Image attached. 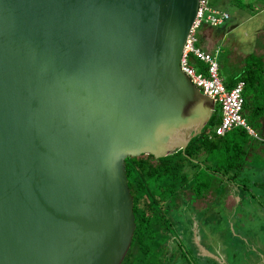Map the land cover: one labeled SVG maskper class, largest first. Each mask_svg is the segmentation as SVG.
<instances>
[{
  "label": "water",
  "instance_id": "obj_1",
  "mask_svg": "<svg viewBox=\"0 0 264 264\" xmlns=\"http://www.w3.org/2000/svg\"><path fill=\"white\" fill-rule=\"evenodd\" d=\"M197 5L0 0V264L128 263L125 159H176L215 112L180 68Z\"/></svg>",
  "mask_w": 264,
  "mask_h": 264
},
{
  "label": "trees",
  "instance_id": "obj_2",
  "mask_svg": "<svg viewBox=\"0 0 264 264\" xmlns=\"http://www.w3.org/2000/svg\"><path fill=\"white\" fill-rule=\"evenodd\" d=\"M189 62L197 72L206 74L207 65L204 62L195 57H190ZM263 75L262 57L250 53L244 58L242 70L229 81H224L227 88L239 81L244 82L243 108L248 109L250 115L252 110L264 115V110L260 111V106L256 105ZM251 103L254 107L250 106ZM219 112L216 107L207 127L176 159L165 162L152 155L125 159L135 222L127 264H171L173 254L167 244L171 236L176 238L178 246L181 245V236L188 238L191 245L186 249L192 254L197 253L190 226L187 231H177L179 218L174 213H184L185 203L193 206L192 201L204 199L224 179L234 180L244 167L250 144L255 139L241 127L216 135L214 130L220 121ZM166 156L169 157V154ZM190 224L192 221H189Z\"/></svg>",
  "mask_w": 264,
  "mask_h": 264
},
{
  "label": "crops",
  "instance_id": "obj_3",
  "mask_svg": "<svg viewBox=\"0 0 264 264\" xmlns=\"http://www.w3.org/2000/svg\"><path fill=\"white\" fill-rule=\"evenodd\" d=\"M261 2L262 3L258 5L259 7L255 6V4L249 6L251 13L248 16H242L240 21L241 24L252 20L257 22V19L264 13V0H261ZM217 4L220 6L223 2H220L219 4L217 3V0H210V5L213 8L224 10L220 8L221 6L218 7ZM259 25L263 26L264 20H260ZM259 25L256 26V29L263 30ZM219 28V26H209L206 24H203L198 28L197 45L201 50L208 53H214L217 47L220 48L219 44L224 37V33H222ZM262 44L264 45V41ZM254 48L257 51L255 54L260 55L264 62V49H257L256 45ZM248 54L250 53L236 50L230 57L236 56L241 61V68H243L244 58ZM252 112L251 115L254 118L256 125L260 128L259 131L255 130L259 138H255L250 144V151L246 157V163L243 168L251 167L253 154L259 155L260 152L264 150V115H260L254 110H252ZM248 115V109H245L244 116L247 117ZM219 185L222 188L219 199L220 201L215 196L213 190L207 195L209 199L207 198L204 205L199 207V209L203 208L205 219L218 216L224 223L221 227L219 226L216 228L215 231L209 230L206 227L205 235L200 239V243L203 247L212 252L218 258L202 256L199 254L198 250L195 255L200 259L204 258L207 263L210 261L212 264H264V204H262V201L258 200V198L262 196L256 194L257 191L264 192V170H239L238 175L234 180L224 179ZM256 213L258 214L257 216H260L262 219L258 228L254 227L252 224L253 219L256 218ZM203 218L198 222V229L200 230V222ZM200 230H198V232ZM228 230H230L231 233L225 234ZM195 236V234H192L191 236L193 242ZM219 238L221 239V243H215L214 240ZM240 243L245 245L243 251L244 255L240 257L241 260L238 257V254L241 253L238 250V245Z\"/></svg>",
  "mask_w": 264,
  "mask_h": 264
},
{
  "label": "rangeland",
  "instance_id": "obj_4",
  "mask_svg": "<svg viewBox=\"0 0 264 264\" xmlns=\"http://www.w3.org/2000/svg\"><path fill=\"white\" fill-rule=\"evenodd\" d=\"M220 2H223V4L220 5L221 7L218 4L217 6L228 12L230 18L226 20L223 26H219L220 27L219 30H221L222 33H224L223 34L224 37L219 44L221 51L217 55V60L219 63V72L221 74V78L223 79V81H229L233 77V75L237 74L242 70L240 64L241 61L236 56L230 57L236 50L245 53L255 54L257 52L254 48L255 45L257 46V49L259 48L264 49V45L262 44L264 41V25L263 26L259 25L260 20H264V13L261 15V17L257 19V22H254V20H252L247 23L241 24L240 21L242 19V16H248L251 13L249 6L254 4L255 6H258L260 3H262L261 0H254V2L253 0L251 1L250 0H217V3L220 4ZM258 25L262 27L263 30L256 29V26ZM256 105L260 106L259 108L260 111L264 110V75L262 76V80L260 81V84L258 86V100ZM250 106L254 107V103H251ZM247 121L256 131L260 130L259 126L256 125L254 118L250 114L247 116ZM252 158H253V161L251 162L252 166L245 167L242 170H264V150H262L259 155L253 154ZM221 189L222 188L220 185L218 184L215 185L214 192L218 200L220 199V193L222 192ZM256 194L262 196L259 197L258 200L262 201V204H264V192L257 191ZM207 198L208 197L206 196L204 199L192 201L193 206H190L185 203L184 205L186 207L185 206L184 207L186 208V210L184 213L179 212L178 214L177 211L174 213L179 218V222L176 227L177 231L181 232V231H185V229L187 231V228L189 226V221H192L195 228L194 233L192 234L196 235L194 239L198 238L199 242L200 239L205 235L206 227L209 230L215 231L216 228L224 225L223 221L218 216L208 217L207 219H205L204 217L205 212L203 208L199 209V207H202L204 205V202L206 201ZM185 199L189 201L187 195H185ZM257 215L258 214L256 213L255 215L256 218L254 216L255 219H253L252 221V224L256 228L259 227V224L262 221L261 217ZM202 218L203 220L200 222V228H201L200 230L198 229L199 226L198 222ZM198 230L200 231L198 232ZM230 233H231L230 230L225 232V234H230ZM180 240L181 242L179 243L181 244L180 245L181 247L178 246V242L176 241V238H174L173 236L169 238V241L167 243L169 246V250H171L173 254V262L171 264H212L210 261L207 263V261H205L204 258L200 259L199 257H197L195 254H192L188 250L191 245L190 240L188 238L186 239L185 237L181 236ZM214 241L215 243L216 242L221 243L220 238ZM244 249H245V245L240 243L238 245V250L241 252L238 254L239 258L244 255L243 253Z\"/></svg>",
  "mask_w": 264,
  "mask_h": 264
},
{
  "label": "built area",
  "instance_id": "obj_5",
  "mask_svg": "<svg viewBox=\"0 0 264 264\" xmlns=\"http://www.w3.org/2000/svg\"><path fill=\"white\" fill-rule=\"evenodd\" d=\"M228 18V12L213 8L210 5V0H198L196 15L186 37L180 58V68L201 92L215 98L216 107L221 114L220 121L214 130L216 135H223L234 127H241L250 136L259 138L257 132L248 124L243 113L242 90L244 82L239 81L231 88H227L219 74L217 55L221 48L217 47L214 53H208L201 50L197 45V30L201 25L220 26ZM190 57L198 58L207 65L206 74L194 69L189 62Z\"/></svg>",
  "mask_w": 264,
  "mask_h": 264
},
{
  "label": "flooded vegetation",
  "instance_id": "obj_6",
  "mask_svg": "<svg viewBox=\"0 0 264 264\" xmlns=\"http://www.w3.org/2000/svg\"><path fill=\"white\" fill-rule=\"evenodd\" d=\"M189 226H190V229L192 230V233H194L195 228H194L193 223H192V225L190 224Z\"/></svg>",
  "mask_w": 264,
  "mask_h": 264
}]
</instances>
